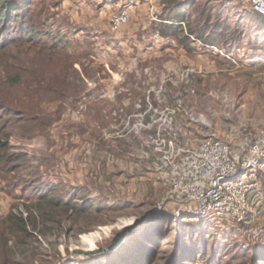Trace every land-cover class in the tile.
Wrapping results in <instances>:
<instances>
[{"label":"rangeland","instance_id":"rangeland-1","mask_svg":"<svg viewBox=\"0 0 264 264\" xmlns=\"http://www.w3.org/2000/svg\"><path fill=\"white\" fill-rule=\"evenodd\" d=\"M27 7L42 40L0 53V75L23 80L9 97L28 110L1 117L0 222L13 212L28 233L17 239L0 224V264H146L136 259L150 235L151 264H264V169L241 223L175 219L157 214L163 190L141 157L153 137L196 145L214 135L238 153L264 128V16L239 0ZM120 13L127 19L113 30ZM42 189L59 207L37 201ZM125 221L134 228L117 252L77 253L107 246Z\"/></svg>","mask_w":264,"mask_h":264},{"label":"built area","instance_id":"built-area-1","mask_svg":"<svg viewBox=\"0 0 264 264\" xmlns=\"http://www.w3.org/2000/svg\"><path fill=\"white\" fill-rule=\"evenodd\" d=\"M239 1L264 16V0ZM126 19V13L116 15L112 29L118 30ZM150 142L141 157L154 165L163 190L159 216L171 211L175 219L215 218L228 224L244 220L253 183L264 169V128L238 153L214 135L196 145L161 137Z\"/></svg>","mask_w":264,"mask_h":264},{"label":"trees","instance_id":"trees-1","mask_svg":"<svg viewBox=\"0 0 264 264\" xmlns=\"http://www.w3.org/2000/svg\"><path fill=\"white\" fill-rule=\"evenodd\" d=\"M28 1L29 0H23V2L20 0H0V53H2L3 55H8V57L10 58L12 56L11 54H13L12 47L17 46V43L24 44V46L29 44L31 45L34 42L41 41V38L44 35V33L40 31L39 28L33 27L28 22ZM200 34L201 31L198 32L199 37L201 36ZM69 46V43H67L66 47ZM6 62H8V60ZM37 82L39 83V85H42L44 83V80L40 79ZM22 84L23 80L21 75L19 74L14 75L9 71H6V73L0 75V85L3 87V90L0 91V122L2 121V114L6 116V122L7 120H10V117L19 119L21 118L19 116L21 112H24L25 114L28 112L27 109L22 107L23 105H21L19 101H16L14 99L11 100L8 93L9 91H7V89L10 90L11 88L21 86ZM19 120L24 119L21 118ZM57 197L58 196H56L55 193L42 189L38 191L35 198L37 199V201L40 202L41 205L43 202H47L50 203L52 206L59 207L60 201ZM78 198L79 197L75 195L74 199ZM88 206L89 203H86V201L83 202L81 205L72 203V209L77 214L83 213ZM0 224L6 226L4 227V234L8 233L11 236L16 237L17 239H21L24 233H28L26 221L22 218L18 219L17 215L13 212H10L6 219L3 222H0ZM200 224L202 225L203 223ZM149 237L152 239V241L140 243V256L136 260H146V258L148 257L149 259L147 260V263L151 264L155 258V248L152 251L154 252V255L150 256L152 252L150 253L149 251H151V249L153 248L151 246V243H153L154 237L153 235H150ZM8 244L9 240H6L3 245L5 246ZM123 246L124 244L119 249H121ZM117 251L106 254L110 255ZM100 256L102 255H97L96 257Z\"/></svg>","mask_w":264,"mask_h":264},{"label":"water","instance_id":"water-1","mask_svg":"<svg viewBox=\"0 0 264 264\" xmlns=\"http://www.w3.org/2000/svg\"><path fill=\"white\" fill-rule=\"evenodd\" d=\"M138 223H140V222H138ZM132 226H134V225L131 224V225L125 226L122 230H120V232L116 236V238L107 246L96 247V248L90 247V248H86V249H78L77 253L91 257V256L97 255V254L114 252V251L118 250L123 244L126 243L131 229L134 228Z\"/></svg>","mask_w":264,"mask_h":264},{"label":"bare ground","instance_id":"bare-ground-1","mask_svg":"<svg viewBox=\"0 0 264 264\" xmlns=\"http://www.w3.org/2000/svg\"><path fill=\"white\" fill-rule=\"evenodd\" d=\"M125 224H126V225H131V221H125ZM92 237H94V233L91 234V236H86V237H85V239H86V240H85V241H86L85 243H89V242L91 241Z\"/></svg>","mask_w":264,"mask_h":264}]
</instances>
